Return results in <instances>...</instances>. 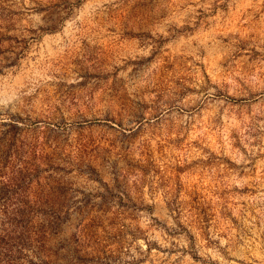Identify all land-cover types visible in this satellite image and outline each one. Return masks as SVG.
I'll return each instance as SVG.
<instances>
[{
	"label": "rangeland",
	"instance_id": "rangeland-1",
	"mask_svg": "<svg viewBox=\"0 0 264 264\" xmlns=\"http://www.w3.org/2000/svg\"><path fill=\"white\" fill-rule=\"evenodd\" d=\"M0 264H264V0H0Z\"/></svg>",
	"mask_w": 264,
	"mask_h": 264
}]
</instances>
